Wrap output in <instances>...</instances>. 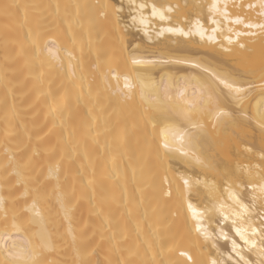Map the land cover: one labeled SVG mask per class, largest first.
Masks as SVG:
<instances>
[{
  "label": "bare ground",
  "instance_id": "obj_1",
  "mask_svg": "<svg viewBox=\"0 0 264 264\" xmlns=\"http://www.w3.org/2000/svg\"><path fill=\"white\" fill-rule=\"evenodd\" d=\"M112 2L0 0V230L6 221L11 230L15 220L21 243L35 264H152L154 256L165 264H184L178 249L189 251L197 264H209L215 250L210 242L205 246L189 234L180 213L181 198L211 206L227 195L226 174L258 181L259 165L264 163L260 129L252 123L216 130L194 110L192 118L203 122L210 134L203 148L196 147L207 166L179 152L168 158L161 151L158 157L157 146L165 135L171 142L180 125L197 131L187 124L183 115L187 104L177 97V89L185 86L169 79L166 65L133 66L127 60L123 47L129 42L141 43L140 51L147 53H158L164 45L151 46L135 29L125 36L123 26L115 27L113 9L101 15L105 10L100 5ZM121 2L127 7L129 0H116ZM155 2L179 5L172 23L186 26L197 18L206 22L213 0ZM225 2L233 19L236 15L253 22L260 19L259 0H220L221 5ZM249 4L257 7L249 9ZM5 5L10 7L5 10ZM224 25L229 26L227 21ZM241 39L247 50L237 47L225 58L259 67L264 42L259 37ZM196 40L180 50L213 54ZM167 45L176 48L171 41ZM110 69L136 83L133 101L124 103L113 95L115 81L112 89L107 87L105 73ZM137 71L157 86L163 80L175 101L168 102L164 116L140 98ZM120 83L123 86V80ZM186 95L192 98L191 88ZM261 102L257 89L245 108L255 112ZM153 116L157 118L148 123ZM181 174L191 178L187 191L179 181ZM165 177L171 197L163 195L169 190ZM245 199L250 200L247 193ZM221 250L227 254L230 244ZM246 257L253 264L259 259L254 253L246 252Z\"/></svg>",
  "mask_w": 264,
  "mask_h": 264
},
{
  "label": "snow or ice",
  "instance_id": "obj_2",
  "mask_svg": "<svg viewBox=\"0 0 264 264\" xmlns=\"http://www.w3.org/2000/svg\"><path fill=\"white\" fill-rule=\"evenodd\" d=\"M4 7L7 10L10 6ZM239 7L243 8V5ZM247 7L253 9L257 5L249 4ZM258 7L260 19L255 22L240 15L233 19L230 17L226 2L221 5L220 0H213L208 5L206 22L197 18L195 21L188 20L186 26H181L179 22L172 23L173 14L179 5L157 3L155 0L151 3L149 0H129L127 7L122 2L117 4L116 0L110 5H100V8L105 10L101 12L103 16L107 15V9H113L115 27L119 30L123 26L125 36L130 35V29H135L136 32H142L146 40L152 42L151 46L155 47L157 43L164 45L159 48L158 53H147L140 51L141 43L129 42L123 47V51L133 66L166 65L169 79L176 84L183 81L185 86L184 89H177V97L187 104L183 109L184 118L187 124L197 131L192 133L184 125H180L173 132L171 142L167 135L159 142L158 157L161 151L168 158H171L170 153L179 152L183 157L207 166L206 161L197 154L196 147L203 148L208 143L210 134L203 122L192 118L194 110L201 117H207L213 129L223 128L225 132L230 126L250 127L252 123H256L264 143V60L259 67H248L242 62L225 58L231 56L237 47L247 50L242 37H259L264 42V0H259ZM225 21L229 25L226 29ZM231 25H241L242 28L238 30ZM172 37L182 39L172 40ZM197 37L201 46L207 44L211 48L212 55L180 50L189 44L195 45ZM167 41L175 44L176 48H169ZM121 43L123 44V37ZM39 51L37 46V54ZM49 54L58 58L52 49H49ZM69 67L71 68V65ZM113 81L114 96H118L124 103L134 100L136 83L131 77L110 69L105 73V82L109 89L113 88ZM136 81L140 84V98L146 99L155 112L164 116L169 111L168 102L173 101V97L169 95L163 80L157 86L151 83L146 73L137 71ZM161 88L163 95L160 93ZM188 88L192 90V98L186 95ZM145 89L149 90L147 95ZM257 89L262 102L255 112H251L245 108V104ZM156 118L153 116L148 123H152ZM246 150L251 152L252 148ZM260 160L264 162V148L260 149ZM259 167L261 171L258 181L248 179L245 182L242 177L226 174L223 193L227 195L225 197L222 194L211 206H197L187 196H182L180 213L183 214L189 234L194 233L197 239L203 240L205 246L210 242L211 249L215 250L214 258L210 259L209 264H253V261L246 257V252L258 256L256 264H264V163ZM179 181L182 182L185 191L192 187L191 178L188 176L181 174ZM164 182L169 183L167 177ZM196 183H199V180ZM177 187L179 191V184ZM245 193L250 196V200L245 199ZM163 195L172 196L170 183L169 190L164 191ZM229 222L230 227L226 228ZM19 233L20 226L15 220L11 230L7 221L5 222L3 230H0V255L4 256L0 264H29V261L35 264L34 258L27 255V249L23 247ZM220 241H224L225 244L219 245ZM228 244L230 251L225 254L221 248L226 249ZM177 251L180 257L185 258L184 264H197L189 251L185 249ZM163 252L162 246L161 255ZM152 264H165V261L163 259L157 261L154 256ZM168 264L180 262L169 261Z\"/></svg>",
  "mask_w": 264,
  "mask_h": 264
}]
</instances>
